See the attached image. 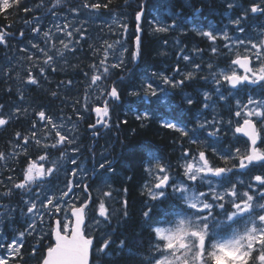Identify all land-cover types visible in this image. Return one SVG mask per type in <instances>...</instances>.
Returning a JSON list of instances; mask_svg holds the SVG:
<instances>
[{"label": "snow or ice", "instance_id": "6c2138e0", "mask_svg": "<svg viewBox=\"0 0 264 264\" xmlns=\"http://www.w3.org/2000/svg\"><path fill=\"white\" fill-rule=\"evenodd\" d=\"M61 2L62 0H54L52 7L56 8ZM20 3L21 0H0V14L7 18L10 15L8 10L19 9ZM111 3L112 0H107V3H101L100 0L94 2L85 0L82 6L85 9L99 11L108 9ZM226 7L233 9L237 5L234 0H228ZM24 11L30 12L31 9L25 7ZM249 12L264 16V0L259 2L253 0L242 15L230 21L237 31L241 33L245 31L241 24L243 20L248 19ZM196 13L202 14V9L193 8V15ZM143 16L144 6L141 4L140 10L135 14L134 47L131 52L133 62L142 57ZM175 16L182 17L183 13L175 12ZM113 22L118 23L122 30L121 35L126 40L128 25ZM154 24L153 32H168L178 27L175 18L170 25H164L158 19ZM10 27L9 24L5 29H0V44H7L11 33L6 29ZM55 27L57 32L68 38V41L59 39L61 47L57 48L56 37L51 30L42 34L44 47L30 41L35 52L26 57L30 62V67L26 69L27 84H39L37 76L33 74L34 69H38L39 76L46 79L45 73L49 68L56 71L53 65L57 57L63 58L66 51H75V47L69 46L79 44V40L73 39L74 33L79 34L80 39H84L86 30L82 27L73 28L72 31L67 30L70 27L68 24ZM31 31L39 35L41 29L36 26L31 28ZM193 31L211 42L210 51L213 55L220 54L217 41L222 40L225 42L223 48L232 56L225 68L211 71L213 65L211 63L207 65L212 82L216 86L214 91L218 94V101L227 102L229 97L235 98L249 85L258 86L262 90L259 98L249 95L246 101L235 99V111L230 109L231 115L237 118L233 130L247 138L245 146L224 149L219 145L223 127L226 124L231 128L232 119L225 122L223 118L218 119L217 115H214L212 120H196L191 128L172 120L161 122V127L188 138L189 144L195 145L196 149L193 150L191 147L182 149L176 165L182 170L179 173H174L173 166L163 162L155 154L148 156L147 164L143 168L147 178L141 186V195L148 197L142 219L144 228L149 230L150 235L148 247L142 251L135 240L121 239L120 235L116 234L117 228L112 227L114 218H117V225L121 222L127 223L130 218L127 199L122 200L121 210L117 216V210L110 209L106 202L112 197L111 190L103 191L95 201L89 191V185H82L75 179L67 180L63 189L53 190V179H57L64 168L63 161L75 166L71 170L65 169L66 176L76 178L83 171L76 158L67 156L69 147L76 143V137L70 135L72 130L66 129L62 123L58 124L44 110L36 112L38 120L32 122L30 136L15 133L17 143L10 155L12 159L22 155L23 168L18 177L8 176L7 184L0 180V185L7 189L0 192V197H11L16 190L28 194L30 199L21 197L22 203L27 206L26 214L36 216L41 224L44 223L45 216L54 220L50 230L39 236L37 245L32 249L31 254L35 256L39 250V243L46 238L50 240L40 256L39 264H94V254L110 253L119 254L114 264H264V30L260 31L256 38L246 39L233 38L227 30H217L212 26L207 30L194 28ZM19 35L23 37L24 31H20ZM104 44L106 47L99 63L89 66L92 74L89 76V73H84L89 77V81L82 107L85 112L92 111L96 114L95 123L89 125L92 129H96L97 125L110 127V104L119 101L121 93L115 82L107 88L99 85L108 79L111 69L124 68L123 56L128 52L127 47H122L118 62L109 64V50H114L117 44L122 45V41L117 40L111 44L105 41ZM240 49H243V52ZM21 51L28 52V49L22 48ZM194 51L203 50L197 48ZM182 59L191 62L188 55H184ZM193 67L195 70L201 68L200 64H193ZM173 72L181 75L182 79L177 80L163 73H152L151 77L143 81L139 90L134 89L129 95L138 98L143 96L145 99L155 97L158 104L168 103L167 92L162 89L158 91L152 77H158L164 85L172 89L183 86L186 81L196 79L195 71L182 72L178 65ZM201 78L205 81L208 79L207 76ZM120 79L123 80V77ZM93 86H96L99 92L96 100H102V103L90 108L87 89ZM225 87L227 95L221 91ZM51 95L56 96L57 93L52 92ZM202 95V109L211 108L215 113L216 101H213V93L205 91ZM185 103L192 106L195 101L189 95L185 97ZM3 107L4 105H0V109ZM27 111L16 108L7 117L0 113V128L7 126L13 117L18 118V114H26ZM79 118L83 119V116ZM135 118L143 122L151 119V116L145 111ZM38 123L41 125L42 135L35 130ZM120 123L127 124V120ZM144 126L142 123L141 127ZM201 131L207 134L205 140L199 138ZM209 138L212 140L211 143L207 142ZM30 143L37 149L34 154L29 153L27 146ZM16 148H20L21 151L17 152ZM52 150L59 153L56 158L52 157ZM71 152L78 153L79 148H71ZM8 158L5 152L0 151V161H6ZM213 158L219 163H214ZM99 169L113 174L116 172L113 162L106 158L99 163ZM253 172L259 174H252ZM240 175H248L250 180L245 181L239 178ZM177 176L181 178L178 179ZM127 179L131 180L132 177L128 176ZM106 186L111 188L110 185ZM77 188L81 189L84 199L76 194ZM123 192L127 194L128 189L124 188ZM4 208L5 205L0 204V209ZM12 211L14 209H6L3 216H10ZM101 225L104 229L98 234L97 230L101 229ZM28 229L25 231L32 235L36 229L35 221L28 225ZM24 236L25 232H20L18 239L7 244L0 243V249H4V252L0 253V264H9L10 258L23 259L21 248Z\"/></svg>", "mask_w": 264, "mask_h": 264}, {"label": "trees", "instance_id": "16d2710c", "mask_svg": "<svg viewBox=\"0 0 264 264\" xmlns=\"http://www.w3.org/2000/svg\"><path fill=\"white\" fill-rule=\"evenodd\" d=\"M158 1H161L162 4L155 8V5ZM53 2L54 0H21L19 9L8 10L10 12V15H8L7 18H5L3 14H0V29H5L6 25H11L10 28L6 29L9 33H11L7 40V44H0V105H4L3 109H0V113H4V115L6 113L5 116L7 117L9 114L14 112L16 108H20L18 107V105L22 101L30 104V107L27 108L28 111L26 114H18V118L13 117V119L10 120L7 126L0 128V151L5 152L6 156L9 157L6 161H0V164H3L5 167L8 166L3 169V172L5 171L4 173L12 172L11 176L14 177H18L20 175L21 169L23 168L24 157L21 155L17 159H15V161H13L14 159H12L10 155L14 149V143H17L15 140V133L20 132L22 133V135L29 136L32 130V122L34 120H38V117L35 114L36 112L44 110L46 114L51 116L57 123L68 122L69 124L75 125L74 130H76L77 133L76 138H78L79 136V138L76 140V144H78L79 146L74 144L71 145V147H79V152L74 153L77 155V163H85L86 168H91V175H86L83 180L79 178H73L71 176H66L65 171L61 169L58 175L59 184L62 187L69 179H75L76 182L82 185L87 184L89 185V191L91 190L90 193L92 195V198L95 201L98 198V195L96 193L94 185L96 184L95 180L97 179V175L93 177L94 172L95 174H97L98 171H104L103 169L99 170V163L104 161V157L111 155L108 160H113V165L117 172H115L116 174H113L111 172L106 173L109 174L114 185L118 187V190H120L118 191V193L116 191L117 201L115 202L117 204L113 202L109 203L108 206L110 207V209H116L117 216H119V209H121V207L119 206L121 205L120 202H122V200L124 199H127L129 202L128 211L130 214V218L128 219L127 223L121 222L119 225H117V218H114L112 220V227L117 228L116 234L120 235L121 239L131 238L137 242V245L142 251L146 250L148 247L150 232L149 230L144 228V221L142 219V212L145 209V202L148 201V197L146 195H141V186L146 179V174L143 172V168L148 161V156L150 155V153H157L158 155H162L164 158H166V160L168 159L170 164H173V162L177 160L176 156L178 155V152L182 151V148L187 144L184 138L181 137L178 132H174L170 129L161 127V120L163 118L162 114L158 116L156 113L150 112L151 119L143 122L133 119V111H130V109L134 106V98L133 96L129 95V93L131 92L130 89L133 88L137 83H143L144 80L138 82H134L132 80H135L136 76L144 74L147 71H158V73H161L163 69L167 68V65L170 64L171 60H175L176 62H178L180 58L177 57V54L181 50H185L186 48H188L191 53L195 54L198 61H201L197 62V64H200L201 66H205V62H210L213 66L227 65L229 63L231 54H228V50L223 48V44L225 43L224 41H217V46L220 48V54L213 55L210 51V48L212 46L211 42L208 41L207 38L197 35L196 32L193 31V29H190V27H188L189 25L187 26V22L194 21L195 23H198L199 25L194 26V28L196 29L207 28V25L213 23V27L217 30L233 29L235 38L239 37L241 39H246L248 37L256 38L257 34L259 33L258 30L260 27V23H262V21L257 19L259 16L254 18L249 12L248 19L243 20L241 24V26L245 29L243 33L237 31L236 27L230 23L231 20L236 19L238 16L242 15L244 10H246L250 6L252 0H237V2H235L237 7L233 9H228L224 0H112V3L110 4L108 9H101L99 11L83 8L82 5L85 0H62L61 4L56 8L52 7ZM90 2H94V0H90ZM100 2L107 3V0H100ZM141 4H143L145 10L144 23H146L148 26L143 28L142 32V57L138 61L133 62L131 59V52L133 51L134 47L133 42L136 27V21L134 18L136 12L140 10ZM162 5H166L167 9L163 8ZM25 7L31 9V11L25 12ZM193 8H201L202 14L196 13L195 15H193ZM73 9H77L85 17V11L91 10V13H93L94 16L92 17L91 21H87L86 23V25L89 26L88 29L96 31H98L99 29H104L105 31H98L93 33H100V35H105L111 30V28H119L118 24H115L113 21L122 20V22L128 25L127 39L122 40V45H126L128 47V52H126L124 55L125 66L123 69H111V75L107 80L101 83V86H99L107 88L108 85V87H110L115 82L116 86H118V89L121 92V102L118 103L117 101H114V107L120 108L121 106L120 110H118V115L119 117H121V119L119 118L118 120L120 127L114 131L107 132V134L104 136H95L92 132V129L89 127V125L92 124V119H94V114L92 112L89 114V118L83 117V119H81L78 117L79 112H76L74 111V109H72L74 107V100L77 98L73 97L72 93L69 90V86L74 85V82H77L76 86H78L80 89L79 101L84 102L85 91L89 81V77H86L84 73H89V76L92 74V70L89 66L93 63H99V60L101 59L99 53H93L85 44H83L81 51L78 52L80 55H83L76 60V63L74 65L76 67H73L72 65V67L69 68L66 72L59 71L57 69L56 71H52L49 68L45 73V76L47 77L46 79L39 76L38 69H34L33 74L37 76L39 84L32 85L26 83V69L30 67V62L27 61L26 57L28 53L30 54L31 52L30 50H28V53L26 55V52L21 51L22 48H25L24 45L21 44V41L23 40L25 43H27L28 41L32 40L35 35H38L31 31V28L36 27V25L34 24L35 20H38L42 17L43 21H45L46 24L52 20L51 15L53 13L73 12ZM175 12H182L183 16L177 17L175 16ZM169 14L177 20L178 27H182L183 24L184 26L186 25L185 30L177 32V27L170 29L168 32H157V34H155L156 32L150 30L149 22L151 21L150 19L152 17H154L155 20L158 19L160 22H166L170 25L173 19H171ZM113 15H115L116 17H114ZM178 20L181 23L178 22ZM25 21H30L31 23L26 24ZM42 26L44 25L39 24V27ZM119 30L121 36L122 30L120 28ZM20 31H24L23 37H20ZM152 32L154 35H151ZM182 34L184 35V37ZM185 35L187 37H185ZM151 36L153 37L151 38ZM119 37H116L115 39H118ZM165 41L167 43H165ZM175 45H177V49L175 48ZM164 48L167 50H165ZM197 48L202 49L203 51L195 52L194 49ZM7 51L9 52L7 53ZM240 51H242V49H240ZM19 53L23 54L20 60H18ZM172 55L174 57H172ZM18 68H22L26 73L21 74L20 71L16 72V69ZM121 77H123V80L120 79ZM153 80L157 81V78L153 77L152 81ZM62 81L64 83H61ZM68 81H71L72 83L68 84ZM42 83L44 84L42 85ZM19 85L21 86L19 87ZM39 85L42 86L36 88ZM57 86H59V88H57ZM27 87H29L27 91H21V89ZM60 87H63V90H60ZM52 92H56L57 95L52 96ZM87 93L90 98L89 107L91 108L94 106L91 101V98L93 96V88L87 89ZM21 96H23V99H21ZM26 98L27 100H25ZM199 99L200 97L195 100V103L192 106L188 107V105L185 104V106L183 107L184 112L182 113V117H177V120L179 122L187 125V127L189 124H194L195 117L192 116L193 109L198 106L197 102H199ZM177 101H180V99L177 98ZM14 102L15 105L13 106ZM141 103L142 102H140V104ZM182 104L184 105V102H182ZM204 111L213 113L212 111L207 109H204ZM69 112L73 114L71 115ZM220 118H223V115ZM124 120H127V124L120 123ZM68 123L63 124L67 125ZM142 123L145 125L144 127H141ZM69 126L71 127V125ZM133 129H135V132H133ZM35 130L38 134H42L41 129ZM12 140L14 141V143ZM115 143L117 146L115 145ZM222 144L223 146H225L227 144L226 140H223ZM234 146H240L243 148L245 146V139L235 135ZM27 147L30 154H34L37 152V149L33 143H30V145H28ZM119 147L122 149V155L121 157L117 158ZM57 154L59 155V153L55 152L54 150L52 151L53 156ZM100 157L103 158L101 159ZM116 158L118 159V161L116 160ZM62 163L64 164V168L67 170H71L74 167V165L69 162L65 164L63 161ZM128 176H131L132 179L128 180ZM0 188L2 190H0V192H4L7 190L4 185H0ZM124 188L128 189L127 194H124ZM77 189L78 192L80 191L79 196L81 197V189ZM24 195L28 194H22L18 190H16L14 192V195L11 197H0V201L2 203L5 202L9 205L8 209H14V211L11 212L10 216L2 217V220L7 224V226H10L14 220H17V212L20 208V202H22L21 197ZM84 198L85 196L83 194L81 199ZM162 206L163 205H158V207ZM93 207H95V205H93ZM109 230L111 231V229ZM32 236L33 235H28L27 238L31 240L35 239L33 238L34 236ZM44 241L50 240L46 238ZM44 241L41 242H43L44 245L46 244L47 246V243H45ZM44 250L45 248L41 252H37L35 257L31 254L32 250L30 249V247L28 248V243L26 242L21 249L23 259H20V257L10 258L9 264H39L38 262L40 256L43 254ZM2 252H4V249H0V253ZM144 254H146V252ZM94 255L95 256H93V260H100L102 264H114V262L119 258V254L113 255L111 253L110 255Z\"/></svg>", "mask_w": 264, "mask_h": 264}, {"label": "rangeland", "instance_id": "374dc122", "mask_svg": "<svg viewBox=\"0 0 264 264\" xmlns=\"http://www.w3.org/2000/svg\"><path fill=\"white\" fill-rule=\"evenodd\" d=\"M160 3H161V1H158L156 3V5H155V8H157L160 5ZM85 14H86V17L81 12H79V11H77V12H74V11L73 12H64V13L56 12L55 14H52L51 15L52 20L49 21L46 24H45V21H43V18L42 17L40 19L34 21V24L36 26H39V24H43L44 26L40 27L41 28L40 34L39 35H35L34 38L32 40H30V41L32 43H39L41 47H44L45 46L44 43H43V37H42V34H43L44 31L51 30V32L56 37V46H57V48L61 47V45L58 42L59 39H65V42L68 41V38L65 37L63 35V33H59V32L56 31V27H55L56 25H60L61 27H63L65 24H68V25H70V27L67 29L68 31H72L73 28H80V27H82L84 30H86V31H84V39H80L79 34L74 33L73 39L74 40H79V44H70L69 46H70V48L71 47H75V51H66L63 58H60V57H57L56 58V63L53 66L57 70H59V71H65L66 72L69 68L72 67V65L73 66L75 65L76 60L83 55V54L80 55L78 53V52L81 51V48L83 47V44H85L93 53H95V54H98L99 53L100 56H101V58H102L103 52H104V48L106 47V45L104 44L105 41H107L108 43L111 44L114 41H117V40H121L122 41L123 40L122 35L120 36V30H119V28H111V30L107 34H105V35H100V33H93V32H98V31H100V32H105V31H104V29H102V30L99 29L98 31H96V30H89L88 29L89 26L86 25V23H87V21H91V19H92V17L94 15H93V13H91V10H86L85 11ZM150 20L151 21L149 22V28L152 30L155 27V24H154L155 18L152 17ZM118 22L119 23H124V22H122V20H118ZM160 23L166 25L165 22H160ZM182 30H185V26H182ZM116 37H119V38L118 39H115ZM30 41H28L27 43H25L22 40L21 41V44H23L24 47L27 48L28 50H30V52L32 53V52H35V49H32L31 48ZM122 47H127V46L126 45L117 44V45H115L114 50H109V63L112 64V63H117L118 62V60L120 58L121 51H122ZM95 50H99V51L98 52H95ZM27 53L28 52H26V55H27ZM125 53H124V55H125ZM22 55L23 54L19 53L18 60L21 59ZM28 55H29V53H28ZM123 58L125 60V56H123ZM73 69H75V68H73ZM190 69H192V68L190 67ZM18 71H20L21 74H25L26 73L22 68L16 69V72H18ZM152 73H158V71H147L144 74L139 75V77H138L139 78V81H142V80L147 79L148 77H151L152 76ZM165 75L169 76L168 74H165ZM198 79H200L199 76H198ZM161 83H162L161 82V79L158 78V91L161 90V89L164 90L163 86H166L167 87V85H162L163 83L162 84ZM43 84L44 83H42V85ZM76 84H77V82H74V85L69 86V90L72 93V96L77 98V99L74 100V107H73V109H76L75 111L76 112H79L81 115H86L88 113V111L87 112H84L83 107H82V105H83L84 102H81L80 101V103H76L77 100H80V98H79V93H80L79 90L80 89H79L78 86H76ZM42 85H39L38 87H40ZM59 86H57V87L59 88ZM160 87H162V88H160ZM27 88H29V87H27ZM96 89H97L96 86H93V96L91 98L92 99L91 101H92V104H95L94 106L98 105V101L96 100V96H98L99 93L96 91ZM60 90H63V87H60ZM152 100H155L156 101V99H152ZM18 107H20L22 109H27L28 107H30V104L22 101L18 105ZM58 124H61V123H58ZM69 125H71V127ZM65 128L72 130L71 133H70V135H73V131L75 133L74 125L73 124H67V125H65ZM36 129H41V125L39 123H38ZM75 137H77V136H75ZM76 140H77V138H76ZM71 148L72 147L70 146L69 147V150ZM15 150L21 151L20 148H16ZM69 150L67 152V156L69 158H76L77 159V155L74 154V153H72ZM56 156L57 155L53 156V158H56ZM64 163L66 164L68 162L67 161H64ZM79 166H80V169H82L83 171L78 174V178L79 179H83L87 175L86 174L87 169L85 167V163H81V164H79ZM62 170L65 171V168H62ZM173 172L176 173L175 172V169H173ZM177 178L179 179L181 177L177 176ZM60 186L61 185H59L58 178L57 179H54L53 180V184H52L53 190H57V189L60 190V189H62ZM112 189H113L112 187L110 189L108 188V190H112ZM99 193H100V191H99ZM30 198L31 197L28 195V199H30ZM107 201L113 203V202L116 201V198L115 199L110 198ZM29 217H30V224L33 223V221H35V223H37L39 221V219L36 216H33L32 214H30ZM45 232L46 231H43V233H45ZM95 264H99V263L95 262Z\"/></svg>", "mask_w": 264, "mask_h": 264}, {"label": "flooded vegetation", "instance_id": "af4514ba", "mask_svg": "<svg viewBox=\"0 0 264 264\" xmlns=\"http://www.w3.org/2000/svg\"><path fill=\"white\" fill-rule=\"evenodd\" d=\"M122 1H125V0H122ZM224 2L225 3H227L228 2V0H224ZM152 9V8H151ZM152 11V10H151ZM170 15V14H169ZM206 16V15H205ZM170 17H171V19H173V17L170 15ZM170 19V20H171ZM261 20H262V25L260 26L261 28H260V31H262V30H264V16H262L261 17ZM195 23V22H194ZM195 25H199L198 23H195ZM184 55H186L185 53H184ZM177 65H173V64H169L168 66H167V68H166V72H167V74L169 75V76H171V77H173L174 75H176V76H179L180 78H182V76L181 75H179V74H176V73H174L173 72V69L176 67ZM179 67H180V69H181V71L182 72H187V67L185 68V65H178ZM184 67V68H183ZM200 80V84H197V86H196V88L193 90V93H192V91L191 90H187V87L188 88H190V86L189 85H183V86H181V87H179V88H181V92H182V90H183V92H182V95H183V97L185 98L186 96H191V97H194L195 96V93L196 94H199V95H202L203 94V92H204V89L206 88V87H203V84H205V86H208V87H211L212 89L214 88L215 89V85H214V83L212 82V80H210V78H208L207 79V81H203L202 79H199ZM136 81L138 82L139 81V78H138V76H136ZM203 90H202V89ZM221 91L222 92H224V94L225 95H227V88L225 87V88H222L221 89ZM226 91V92H225ZM235 91V90H234ZM261 89L258 87V86H254V85H249V86H247V87H245L242 91H240L239 92V95L238 96H236L234 99H241V98H243V99H245V98H247L249 95H251V96H254V97H257V98H259L260 97V94H261ZM187 93V94H186ZM192 93V94H191ZM216 97H217V95L218 94H214ZM229 98H233V97H229ZM148 103H149V105H148V108L153 112V113H155V100H152L151 98H147V100H146ZM161 113H159L158 114V116L160 115ZM168 116V115H167ZM230 116H231V118L233 117L231 114H230ZM110 126H111V124H110ZM104 129H106L105 127H104ZM103 129V130H104ZM121 155H122V149L119 147V151H118V155H117V158H119V157H121ZM111 157V155H109V156H107V158H110ZM2 177L0 176V179H1ZM49 224H50V221L48 222ZM19 228H21V230H20V232H25L26 234H27V232L25 231L26 230V226L24 225V224H21L20 226H19ZM28 231H31V230H28ZM36 232V233H35ZM33 234V236L35 237V239H33V241H31L30 239H28L27 238V236H28V234L27 235H25L24 236V238H23V241H22V243H23V246H24V244L27 242L28 243V248L30 247V249L32 250L33 249V247L34 246H36L37 245V241H38V238H37V228L35 229V231L34 232H32ZM7 239H8V237H7ZM6 239V240H7ZM36 240V241H35ZM50 241H46L45 243H49ZM36 243V244H35ZM44 247H45V245H44V243L43 242H41V243H39V250L37 251V252H41L43 249H44ZM23 248V247H22ZM43 248V249H42ZM32 252V251H31Z\"/></svg>", "mask_w": 264, "mask_h": 264}, {"label": "bare ground", "instance_id": "6f19581e", "mask_svg": "<svg viewBox=\"0 0 264 264\" xmlns=\"http://www.w3.org/2000/svg\"><path fill=\"white\" fill-rule=\"evenodd\" d=\"M162 1H163V0H162ZM167 1H168V0H167ZM185 1H186V0H185ZM201 1H202V0H201ZM204 1H205V0H204ZM210 1H211V0H210ZM219 3H220V2H219ZM160 4H162V3H160ZM163 4H164V3H163ZM166 5H168V4H166ZM166 5H162V7H163V8H166ZM157 6H158V5H157ZM196 6H197V4H196ZM166 9H167V8H166ZM168 11H169V10H168ZM148 14H149V13H148ZM212 15H213V14H212ZM113 16L116 17L115 15H113ZM147 16H148V15H147ZM147 16H146V17H147ZM147 18H148V17H147ZM134 19H135V18H134ZM147 20H148V19H147ZM88 23H89V22H88ZM187 23H188V22H187ZM185 26H186V25H185ZM187 26H188V25H187ZM188 27H189V26H188ZM146 29H147V28H146ZM188 29H189V28H188ZM150 30H151V29H150ZM152 30H153V29H152ZM152 30H151V31H152ZM144 31H145V30H144ZM171 32H172V31H171ZM177 32H178V31H177ZM146 33H147V32H146ZM173 33H174V32H173ZM179 33H180V32H179ZM152 34H153V32L151 33V35H152ZM156 34H157V32H156ZM175 34H176V33H175ZM153 35H154V34H153ZM169 35H170V34H169ZM173 35H174V34H173ZM177 35H178V34H177ZM182 35H183V34H182ZM186 35H187V34H186ZM186 35H185V37H187ZM156 36H157V35H156ZM174 36H175V35H174ZM174 36H173V37H174ZM146 37H147V36H146ZM152 37H153V36H151V38H152ZM158 37H159V36H158ZM165 37H168V36H165ZM171 37H172V36H171ZM183 37H184V35H183ZM174 38H175V37H174ZM174 38H173V39H174ZM180 38H181V37H180ZM166 39H168V38H166ZM166 39H165V40H166ZM173 39H172V40H173ZM159 40H160V39H159ZM169 40H170V39H169ZM169 40H168V41H169ZM187 41H188V40H187ZM184 43H185V42H184ZM186 43H187V42H186ZM169 44H170V43H169ZM187 45H188V44H187ZM175 46H176L175 48L177 49V45H175ZM172 47H173V46H172ZM167 48H168V47H167ZM164 49H165V48H164ZM187 49H188V48H187ZM165 50H167V49H165ZM8 52H9V51H7V53H8ZM13 52H14V51H13ZM163 53H164V52H163ZM4 56H5V55H4ZM161 56H162V55H161ZM198 56H199V55H198ZM2 58H3V57H2ZM5 58H6V57H5ZM163 58H164V57H163ZM165 58H166V56H165ZM167 58H168V56H167ZM198 58H199V57H198ZM166 60H168V59H166ZM162 63H163V62H162ZM142 67H143V66H142ZM142 67H141V68H142ZM131 68H132V66H131ZM183 68H184V67H183ZM185 68H186V66H185ZM134 69H135V68H134ZM181 69H182V68H181ZM14 72H15V71H14ZM9 74H11V73H9ZM12 74H13V73H12ZM8 76H9V75H8ZM6 77H7V76H6ZM11 77H12V76H11ZM13 77H14V76H13ZM138 77H139V75H138ZM14 78H15V77H14ZM132 81L137 82V81H136V77H135V80H132ZM19 82H20V81H19ZM19 82H18V83H19ZM161 82H162V81H161ZM14 83H15V82H14ZM14 83H13V84H14ZM116 83H117V82H116ZM159 83H160V82H159ZM161 84H162V83H161ZM161 84H160V85H161ZM136 85H137V84H136ZM136 85H134V86H136ZM162 85H164V84H162ZM15 86H16V85H15ZM20 86H21V85H19V87H20ZM105 86H106V85H105ZM108 86H109V85H108ZM108 86H107V87H108ZM17 87H18V86H17ZM117 87H118V86H117ZM36 88H38V86H37ZM57 88H58V87H57ZM130 88H131V87H130ZM160 88H162V87H160ZM27 89H28V88L21 89V91L24 92L25 90L27 91ZM201 89H202V88H201ZM19 90H20V89H19ZM130 90H134V89L131 88ZM202 90H203V89H202ZM182 92H183V90H182ZM225 92H226V91H225ZM120 93H121V92H120ZM62 94H65V93H62ZM127 94H128V92H127ZM186 94H187V93H186ZM122 98H123V97H122ZM66 99H67V98H66ZM25 100H27V98H26ZM68 100H69V99H68ZM70 100H71V99H70ZM146 100H147V99L144 98L143 101H142V103H141V105L139 106V108L135 109V111H134L133 114H132L133 119H136V118H135L136 115H138V114H142V113L145 112V111H150L151 113H153V112L148 108L149 103H148ZM16 102H17V101H16ZM68 102H69V101H68ZM134 102H135V101H134ZM18 103H19V102H18ZM115 103H116V102H115ZM124 103H125V102H124ZM14 105H15V102L13 103V106H14ZM125 105H126V104H125ZM127 105H128V104H127ZM133 105H134V104H133ZM90 106H92V105H90ZM130 106H131V105H130ZM130 106H129V107H130ZM159 106H160V104H158V103L155 101V113H156L157 115L160 113V112H158V111H159ZM118 107H119V106H118ZM129 107H128V108H129ZM188 107H189V106H188ZM12 108H13V107H12ZM57 108H58V107H57ZM120 108H121V106H120ZM72 109H73V108H72ZM75 110H76V109H75ZM130 110H131V109H130ZM54 111H55V108H54ZM57 111H58V110H57ZM1 112H2V111H1ZM7 112H8V111H7ZM62 112H63V111H62ZM71 112H72V111H71ZM84 112H85V111H84ZM157 112H158V113H157ZM69 113H70V112H69ZM3 114H4V113H3ZM58 114H59V113H58ZM70 114H71V113H70ZM72 114H73V113H72ZM72 114H71V115H72ZM78 114H79V113H78ZM5 115H6V113H5ZM166 115H169V112H167ZM26 116H27V115H26ZM150 116H151V115H150ZM78 117H79V116H78ZM88 118H89V117H88ZM84 119H85V118H84ZM120 119H121V117H120ZM80 121H81V119H80ZM84 121H85V120H84ZM161 121H162V120H161ZM79 123H80V122H79ZM83 123H84V122H83ZM85 123H86V122H85ZM24 126H25V125H24ZM26 127H27V126H26ZM78 127H79V126H78ZM81 127H82V126H81ZM79 128H80V127H79ZM88 130H89V129H88ZM88 130H87V131H88ZM83 132H84V131H83ZM41 133H42V132H41ZM114 133H115V132H114ZM82 134H83V133H82ZM28 135H29V134H28ZM41 135H42V134H41ZM79 135H80V134H79ZM29 136H30V135H29ZM82 136H83V135H82ZM82 136H81V137H82ZM87 137H88V136H87ZM78 138H79V136H78ZM78 138H77V139H78ZM105 138H106V137H105ZM107 138H108V137H107ZM109 138H110V136H109ZM105 140H106V139H105ZM109 140H110V139H109ZM12 141H13V140H12ZM12 141H8V142H12ZM107 141H108V140H107ZM16 142H17V141H16ZM79 142H80V141H79ZM104 142H105V141H104ZM13 143H14V141H13ZM14 144H16V143H14ZM75 144H76V143H75ZM105 144H106V143H105ZM11 145H13V144H11ZM29 145H30V144H29ZM76 145H78V144H76ZM103 145H104V144H103ZM115 145H116V143H115ZM115 145H114V146H115ZM183 145H184V144H183ZM78 146H79V145H78ZM116 146H117V145H116ZM30 147H31V146H30ZM32 147H33V146H32ZM89 147H90V146H89ZM106 147H107V146H106ZM110 147H112V146H110ZM73 148H74V147H73ZM78 148H79V147H78ZM103 148H104V147H103ZM81 149H82V148H81ZM90 150H92V149H90ZM93 150H94V149H93ZM52 151H53V150H52ZM69 151H71V149H70ZM174 151H175V150H174ZM174 151H173V152H174ZM19 152H20V151H19ZM149 152H151V151H149ZM152 152H154V151H152ZM155 152H156V151H155ZM148 154H149V153H148ZM150 154H151V153H150ZM156 154H157V153H156ZM57 155H58V154H57ZM52 156H53V155H52ZM56 157H57V156H56ZM103 157H104V156H103ZM103 157H102V158H103ZM100 158H101V157H100ZM102 158H101V159H102ZM94 159H95V158H94ZM98 160H99V159H98ZM98 160H97V163H98ZM116 160L118 161L117 158H116ZM13 161H15V159H14ZM99 161H100V160H99ZM8 162H9V161H8ZM8 162H7V165H8ZM100 162H101V161H100ZM102 162H103V161H102ZM13 163H14V162H13ZM15 163H16V162H15ZM117 163H118V162H117ZM9 164H10V163H9ZM5 165H6V164H5ZM10 165H11V164H10ZM15 167H16V166H15ZM17 167H18V166H17ZM91 167H92V166H91ZM97 167H98V165H97ZM11 168H12V167H11ZM11 168H10V169H11ZM88 169H89V168H88ZM99 170H101V169H99ZM9 171H11V170H9ZM91 171H92V170H91ZM118 171H119V170H118ZM4 172H5V171H4ZM93 172H94V171H93ZM116 172H117V171H116ZM11 173H12V172H11ZM89 174H90V172H89ZM115 174H116V173H115ZM119 174H120V172H119ZM87 175H88V174H87ZM90 175H91V174H90ZM87 177H88V176H87ZM90 178H91V177H90ZM145 178H146V177H145ZM88 179H89V178H88ZM83 180H84V179H83ZM91 181H92V180H91ZM114 181H115V180H114ZM61 183H62V182H61ZM119 184H120V183H119ZM59 185H60V184H59ZM94 185H95V184H94ZM63 186H64V185H63ZM60 187H61V186H60ZM92 187H93V186H92ZM61 188H62V187H61ZM117 188H118V187H117ZM57 190H59V189H57ZM119 190H120V189H119ZM119 190H117V193H118ZM90 191H91V190H90ZM121 191H122V189H121ZM79 192H80V191H79ZM119 193H120V192H119ZM124 194H125V193H124ZM78 195H80V194H78ZM82 195H83V193L81 194V197H82ZM94 196H95V195H94ZM94 196H93V197H94ZM120 196H121V195H120ZM120 196H119V197H120ZM95 197H96V196H95ZM122 197H124V196H122ZM93 200H94V199H93ZM116 201H117V200H116ZM119 201H120V200H119ZM115 203H116V202H115ZM120 203H121V202H120ZM116 204H117V203H116ZM116 206H117V205H116ZM119 206L121 207V205H119ZM117 207H118V206H117ZM117 207H116V208H117ZM120 207H119V208H120ZM115 210H116V209H115ZM119 210H121V209H119ZM12 219H13V218H12ZM6 221H7V220H6ZM12 221H13V220H12ZM8 223H9V222H8ZM115 227H116V226H115ZM36 228H37V227H36ZM109 231H110V230H109ZM35 233H36V232H35ZM32 234H33V233H32ZM33 235H34V234H33ZM30 237H31V236H30ZM32 237H33V236H32ZM33 238H35V237H33ZM37 238H38V237H37ZM30 240H31V239H30ZM31 241H33V240H31ZM35 241H36V240H35ZM44 242H46V241H44ZM40 243H41V242H40ZM35 244H36V243H35ZM45 246H46V244H45ZM44 248H46V247H44ZM42 249H43V248H42ZM31 253H32V252H31ZM108 255H110V254H108ZM37 256H38V255H37ZM94 256H95V255H94ZM35 257H36V256H35ZM98 257H99V256H98ZM31 258H32V257H31ZM100 258H101V257H100ZM106 258H107V257H106ZM32 260H34V259H32ZM105 260H106V259H105ZM30 262H32V261H30ZM35 262H36V261H35ZM33 263H34V261H33ZM38 263H39V262H38ZM34 264H35V263H34ZM94 264H95V263H94Z\"/></svg>", "mask_w": 264, "mask_h": 264}]
</instances>
